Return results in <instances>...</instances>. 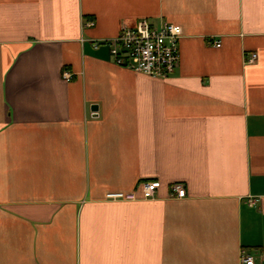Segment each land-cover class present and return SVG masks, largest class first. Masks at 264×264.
<instances>
[{"label": "crops", "instance_id": "0c3cea01", "mask_svg": "<svg viewBox=\"0 0 264 264\" xmlns=\"http://www.w3.org/2000/svg\"><path fill=\"white\" fill-rule=\"evenodd\" d=\"M142 19L182 27L168 79L94 46ZM149 180L154 200L106 199ZM175 182L187 198H169ZM242 250L264 264V0H0V264Z\"/></svg>", "mask_w": 264, "mask_h": 264}, {"label": "built area", "instance_id": "2783aa9c", "mask_svg": "<svg viewBox=\"0 0 264 264\" xmlns=\"http://www.w3.org/2000/svg\"><path fill=\"white\" fill-rule=\"evenodd\" d=\"M183 37L182 27L165 22L159 27H153L146 19H142L131 28L126 25L121 27L118 35L112 38L96 40L95 48L105 45L109 48L112 61L121 67L153 78L168 79L175 74L180 65L179 43ZM216 48L221 46L216 42ZM257 55L252 54L247 62L252 63ZM63 79L71 81L73 74L63 72ZM141 196L137 192H111L107 194L109 201L135 202L140 200H154L157 198L161 182L149 180L141 184ZM170 199L187 198V190L182 182H175L170 186ZM255 204V199H250ZM242 264H254L252 256L245 250L240 252Z\"/></svg>", "mask_w": 264, "mask_h": 264}]
</instances>
